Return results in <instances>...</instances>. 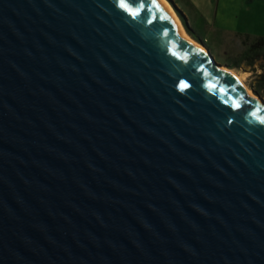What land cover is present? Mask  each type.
Masks as SVG:
<instances>
[{
	"label": "water",
	"instance_id": "water-1",
	"mask_svg": "<svg viewBox=\"0 0 264 264\" xmlns=\"http://www.w3.org/2000/svg\"><path fill=\"white\" fill-rule=\"evenodd\" d=\"M230 71L160 0H0V264H264Z\"/></svg>",
	"mask_w": 264,
	"mask_h": 264
},
{
	"label": "rangeland",
	"instance_id": "rangeland-1",
	"mask_svg": "<svg viewBox=\"0 0 264 264\" xmlns=\"http://www.w3.org/2000/svg\"><path fill=\"white\" fill-rule=\"evenodd\" d=\"M174 11L187 35L183 21L192 27L196 36L214 60L223 65H236L249 42L264 37V0H164ZM184 20H183V19ZM228 64V65H227ZM229 67V66H228ZM253 67L241 63L230 68L253 92ZM261 97V96H260ZM264 100V97H261Z\"/></svg>",
	"mask_w": 264,
	"mask_h": 264
},
{
	"label": "trees",
	"instance_id": "trees-1",
	"mask_svg": "<svg viewBox=\"0 0 264 264\" xmlns=\"http://www.w3.org/2000/svg\"><path fill=\"white\" fill-rule=\"evenodd\" d=\"M183 23L188 34L193 39H196V41L202 42V40L196 36V31L192 27H188L185 21H183ZM237 62L236 65H227L230 68H234L238 67L241 63H245L246 65L253 67L255 63L258 62V67L253 69L255 74L252 89L255 94L264 97V37L261 36L252 39Z\"/></svg>",
	"mask_w": 264,
	"mask_h": 264
},
{
	"label": "bare ground",
	"instance_id": "bare-ground-1",
	"mask_svg": "<svg viewBox=\"0 0 264 264\" xmlns=\"http://www.w3.org/2000/svg\"><path fill=\"white\" fill-rule=\"evenodd\" d=\"M163 5L167 8V10L170 12L172 18L174 19V22L176 23L179 31H180V34L183 38L189 40L190 42L194 43L197 45V43H195L188 35L187 33L185 32L184 28L182 27L179 19L177 18L178 16H176V14L174 13V11L171 9V7L164 1V0H160ZM233 75H235L236 78H238V80L244 85V83L242 82V79L233 71H230ZM244 87L246 88V86L244 85ZM246 91L248 93V95H251L253 96V94L246 88Z\"/></svg>",
	"mask_w": 264,
	"mask_h": 264
},
{
	"label": "snow or ice",
	"instance_id": "snow-or-ice-1",
	"mask_svg": "<svg viewBox=\"0 0 264 264\" xmlns=\"http://www.w3.org/2000/svg\"><path fill=\"white\" fill-rule=\"evenodd\" d=\"M182 87H186V85H182Z\"/></svg>",
	"mask_w": 264,
	"mask_h": 264
}]
</instances>
